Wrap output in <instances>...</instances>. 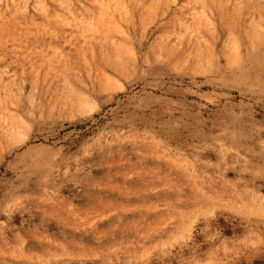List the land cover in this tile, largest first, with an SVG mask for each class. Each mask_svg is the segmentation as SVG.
Listing matches in <instances>:
<instances>
[{
  "label": "rangeland",
  "instance_id": "374dc122",
  "mask_svg": "<svg viewBox=\"0 0 264 264\" xmlns=\"http://www.w3.org/2000/svg\"><path fill=\"white\" fill-rule=\"evenodd\" d=\"M41 1L55 0L14 10ZM74 1L98 11L84 33L73 15L54 23L53 42L81 106L57 98L59 80L44 90L27 75L45 57L8 45L0 64L19 125L0 142V264H264V44L231 42L223 0ZM262 17L256 0L237 20ZM171 31L178 47L199 41V62L156 57ZM107 45L122 48L120 65L103 61Z\"/></svg>",
  "mask_w": 264,
  "mask_h": 264
},
{
  "label": "bare ground",
  "instance_id": "6f19581e",
  "mask_svg": "<svg viewBox=\"0 0 264 264\" xmlns=\"http://www.w3.org/2000/svg\"><path fill=\"white\" fill-rule=\"evenodd\" d=\"M223 1L221 6L232 10L230 17L231 26L229 27L231 42L237 43L244 40L243 42L249 50L260 44H264V0H260L263 17L259 20L249 21L243 29L240 28V22L237 18H240L242 10L250 9L256 0ZM59 2L61 3L58 4L55 0L53 2L54 6H48L47 3L41 1L40 10H36L35 12L28 11V14L24 11L22 15H18L17 10H14L15 5L19 3L18 0H10L5 9L0 6V64L8 53L6 48L8 45L13 46L18 51L23 61H30L38 55L45 57V59L43 58L44 62L38 67L32 64L26 71L27 75L40 87L44 88V90L48 89L47 86L50 81L59 80L62 84L58 87L57 98L67 105L81 106L84 100L66 83L73 70L65 64L63 56L59 54L61 52H58L59 48L55 44L56 42H53L54 38L60 37V33L57 32L54 23L68 25L72 24L74 19L75 24L73 29L84 33L87 28L86 18L95 16V12L98 10L89 8L87 2L83 6V9L76 10H73V7L77 6L74 0H63V2L59 0ZM92 4L95 5V3ZM61 6L65 7V10H60ZM114 11L128 17V10ZM39 12H42L41 17L33 15V13ZM30 28L34 30L30 32ZM193 32L192 27L184 26L181 34L182 38L186 35H192ZM174 35L173 31L168 33L163 32V36L152 47V52L158 53L156 57L174 65L199 62L203 57L200 52L201 46L199 41L196 43L189 42V46L184 49L182 45L178 47L177 44H174V42L181 39L177 37L174 40ZM91 39L95 38L91 37ZM97 39L99 40V38ZM126 40V37H124V41ZM76 45L79 58L88 60L90 56L92 57L91 53L88 52L90 51V44L85 42L81 43V45ZM121 49L119 45H107L105 55L102 58L103 61L116 66L120 65L119 55ZM50 53L57 54L52 55L51 58H46V55ZM20 58L18 57L17 60H20ZM13 90L17 91L13 78H7L5 71L0 65V92L4 94V100L0 102V142L7 138L18 140L17 132L19 125L15 127L9 126L8 123L11 120H8L7 116H5L7 107L9 108L11 102H13L11 94L13 97L16 95V91ZM54 103L52 101L49 106L51 107ZM46 114L45 110L41 108L36 116L44 117Z\"/></svg>",
  "mask_w": 264,
  "mask_h": 264
}]
</instances>
